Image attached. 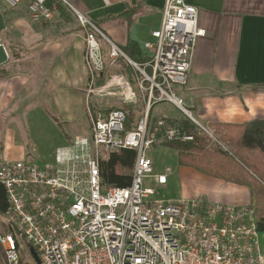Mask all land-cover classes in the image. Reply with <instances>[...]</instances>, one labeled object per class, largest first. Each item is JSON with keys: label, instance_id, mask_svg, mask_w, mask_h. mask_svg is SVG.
I'll list each match as a JSON object with an SVG mask.
<instances>
[{"label": "built area", "instance_id": "1", "mask_svg": "<svg viewBox=\"0 0 264 264\" xmlns=\"http://www.w3.org/2000/svg\"><path fill=\"white\" fill-rule=\"evenodd\" d=\"M3 1L10 8L26 2L34 23L51 21L58 5L66 8L84 31L85 65L92 85L106 66L117 65L120 58L136 75L144 73V66L130 60L70 1ZM201 35L195 6L165 0L160 25L151 32L154 41L144 44L152 50L151 73H144L139 83L146 93L145 114L133 126L127 124V111L108 109L90 117L88 137L75 140L53 161L39 165L0 160V184L8 203L0 215L5 227L0 232V264H36L31 248L40 264H264L252 205L215 203L201 196L178 201L156 197L167 183L168 167L155 173L149 150L158 143L186 142L194 136L182 131L178 121L151 122L152 104H173L202 128L198 134L208 135L178 91L187 84L193 48ZM107 80L98 89L118 81L129 83L123 74ZM123 148L135 151L130 184L105 187L100 160Z\"/></svg>", "mask_w": 264, "mask_h": 264}, {"label": "crops", "instance_id": "2", "mask_svg": "<svg viewBox=\"0 0 264 264\" xmlns=\"http://www.w3.org/2000/svg\"><path fill=\"white\" fill-rule=\"evenodd\" d=\"M68 1L99 26L111 42L121 50L128 49L142 61L147 74L151 73L148 63L152 50L146 49L144 44L154 41L151 32L160 25L165 0ZM185 2L197 8V26L203 32L193 48L187 84L178 88L192 117L207 128L213 123L264 120V0ZM0 44L8 58L9 53L14 54L10 66L18 72L13 78L9 77L7 68L0 72V133H3L0 150L9 141L20 150L24 148L23 141L15 135V127L3 128L12 116L13 102L21 98V116L27 118L29 108L35 104V110L42 114L44 111L60 130L63 138L55 147L53 161L56 149L67 144L68 139L82 136L85 130L82 123L72 127L76 117L85 114L87 100L85 87L89 73L85 65L84 31L61 5L57 6L51 21L34 23L29 19L26 2L10 8L0 0ZM115 69L113 74H123L127 79L131 73L126 72L121 63ZM136 76L132 73L131 87ZM138 97L137 106L133 101L134 106L124 103L114 107L127 111V124L131 126L141 117L140 112L146 105V93L141 91ZM167 103L158 102L179 111ZM106 110L93 106L88 109V117ZM184 117L151 115L150 109L149 120L164 118L179 122ZM64 124L71 127L73 136L63 128ZM26 125H30L29 121ZM88 129L89 136L90 122ZM169 172L172 179L178 181V190L170 197L173 201L201 196L215 203L252 204L248 186L179 164L174 169L168 167V175ZM145 181L150 183V179ZM162 188L168 191V177Z\"/></svg>", "mask_w": 264, "mask_h": 264}, {"label": "trees", "instance_id": "3", "mask_svg": "<svg viewBox=\"0 0 264 264\" xmlns=\"http://www.w3.org/2000/svg\"><path fill=\"white\" fill-rule=\"evenodd\" d=\"M128 20L130 22L131 18ZM122 51L130 60L143 66V62L137 60L128 49ZM118 63L123 65L126 72L131 71L128 82L133 85L134 72L131 65L123 58H120ZM105 83L104 75L98 74L95 85L101 87ZM179 125L182 131L194 136L193 140L163 143L164 146L177 150L178 164L193 167L215 178L248 186L257 227L259 232H264V120L243 124H209L208 128L216 136L215 142L205 133L198 134L194 123L186 117L179 121ZM134 159L135 151L127 148L110 152L102 158L101 184L105 187H127L131 181ZM7 208L4 188L0 184V215L4 214Z\"/></svg>", "mask_w": 264, "mask_h": 264}, {"label": "rangeland", "instance_id": "4", "mask_svg": "<svg viewBox=\"0 0 264 264\" xmlns=\"http://www.w3.org/2000/svg\"><path fill=\"white\" fill-rule=\"evenodd\" d=\"M105 49L106 46L104 44L102 54L104 59L107 58ZM13 60V55L9 53L8 61L2 66H0V72L3 68H7L8 75L10 78H13V76H16L18 74V72L12 67V65L10 66V63H12ZM115 66H106L104 68L103 72L106 80L109 78L110 75H114L113 73L116 71ZM144 73L146 72L144 71ZM144 73L138 72L133 87H131L129 83L118 81L117 85L115 86L108 85L104 89H98L96 85H92L91 82H89L88 80L87 85L85 87V94L87 99L85 101V114L81 117H76V121L72 126L75 128V125H77L78 123H82L85 129L83 131V135L75 136L73 139H68L67 144L56 149L54 157L59 151H62L63 149H67L72 146L75 140L79 138L88 137V123L90 122V118L88 117V109H92L93 106L102 109H110L114 107H120L124 103L130 105L132 104L131 106H134V104L132 103L133 101L136 102L135 106L139 105L138 94H141L139 83L145 77ZM147 85V82L144 81V86ZM90 86H92V88H90ZM34 106L35 104L31 106L32 109L29 108V114L26 118V116L24 115L21 116V98H18L13 102V107L11 106L13 108L12 116H10V119H8L7 123L3 125V128L5 129L8 125L15 127V135L21 140V142L23 141L24 148L20 150L15 143L9 141L7 142V144H4L3 150H0V160L21 159L25 161L34 162L39 165H43L46 162L52 161L55 147L61 144V140L63 137L60 130L44 113V111L42 114L39 110H35ZM140 113L141 116L145 114L144 107L142 112ZM153 114H165L171 118H177L184 115L180 111H176L170 105H160L158 103L152 104L151 106V115ZM26 121H29V126L26 125ZM194 125L196 127V132H203L202 128H200L199 125ZM203 127L208 131L210 139L215 142L216 136L213 134L212 130L207 128L205 125H203ZM63 128L67 131L68 134L73 136L71 132V127L68 124H64ZM2 140L3 133L1 132L0 143L2 142ZM148 153L153 160V169L156 173L164 172L166 167L174 169L178 165L177 152L175 151L174 147H167L164 146L162 143H158L155 144L149 150ZM170 174L171 172H169L168 175V191L162 188L159 190V193L156 195V197H164L166 199L173 200L170 197H172V193L177 192L178 181L175 182ZM4 229L5 227L0 217V232ZM259 248L261 253H264V232L259 233ZM27 261L29 262V259H27Z\"/></svg>", "mask_w": 264, "mask_h": 264}, {"label": "water", "instance_id": "5", "mask_svg": "<svg viewBox=\"0 0 264 264\" xmlns=\"http://www.w3.org/2000/svg\"><path fill=\"white\" fill-rule=\"evenodd\" d=\"M8 60V54L2 44H0V66L5 64ZM30 254L36 264H40L39 257L33 248L30 249Z\"/></svg>", "mask_w": 264, "mask_h": 264}]
</instances>
